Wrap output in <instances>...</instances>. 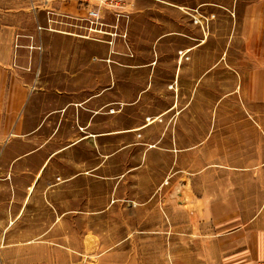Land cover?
Here are the masks:
<instances>
[{
  "label": "rangeland",
  "instance_id": "obj_1",
  "mask_svg": "<svg viewBox=\"0 0 264 264\" xmlns=\"http://www.w3.org/2000/svg\"><path fill=\"white\" fill-rule=\"evenodd\" d=\"M47 11L0 9V64L8 69V102L0 106V145L7 146L12 155L25 154L43 144V153L47 154L50 144L54 148L67 142L64 130L59 138L54 137V121L50 123L46 115L50 107L46 98L31 109L37 91L47 94L49 89L63 85L95 90L110 87L101 111L104 131L117 125L123 128L139 121L145 123L159 99L162 107L165 101L169 104L178 96L185 113H197L196 121L184 120L186 127L198 126L201 133L215 130L217 138L226 134L229 142L225 151L218 147L204 149L197 159L190 152L179 153L176 159L175 152L149 151L140 129L129 137L120 135V152H113L118 139L112 146L111 139L106 138L103 149L79 144L67 155L66 162L87 160L89 166L104 162L98 173L73 163V171H87L84 175L88 177L89 196L97 186L95 176L102 175L106 181L119 175L123 177L120 198H115L112 206V197L106 198L112 186L104 183L105 199L97 202L89 197L85 215L80 213L84 204L80 185L73 183L72 212L59 217L64 210L63 191L60 199L53 198L50 169L31 185L33 170L41 159L33 161L24 156L23 171L13 173L17 184H0V210L6 209L7 221L0 231V264H98L103 255L111 252L113 240L128 235L130 239L147 236L155 240L152 257L159 262L161 254L157 250L164 233H139L134 228L146 222L156 229L167 221L165 208L202 206L187 196L178 203L175 188L171 184L163 186L167 177L182 181L200 177L195 186L202 190L218 186L208 183L211 177L264 176V0H125L123 11L128 19H120L113 30L117 24L106 13L107 34L100 41L85 37L88 24L84 20L53 16L55 23L51 24ZM110 33L116 36L110 38ZM49 63L71 70L46 71ZM117 63L119 70L112 72L111 66ZM128 63L151 65L149 70L131 71L124 66ZM85 64L102 65L103 71L98 67L87 70ZM21 85L23 105L10 103L16 87ZM114 85L120 97L116 104L113 99L117 94L111 95ZM33 91L36 93L31 94ZM114 111L116 114H112ZM17 120L22 124L16 126ZM157 120L158 117L148 124ZM39 123L42 125L33 135ZM80 124L76 115L66 121V134L71 133L68 142L83 135ZM6 155L7 150L2 157ZM4 158L0 157V164ZM241 163L253 167L226 166ZM248 196L249 207L255 208L261 202L255 193ZM102 205H107V210L96 215L95 210ZM65 221L71 224L64 225Z\"/></svg>",
  "mask_w": 264,
  "mask_h": 264
},
{
  "label": "crops",
  "instance_id": "obj_2",
  "mask_svg": "<svg viewBox=\"0 0 264 264\" xmlns=\"http://www.w3.org/2000/svg\"><path fill=\"white\" fill-rule=\"evenodd\" d=\"M17 8H34L38 13L42 10H50L54 13L70 16L81 17L84 15V9L78 5L77 0H0V9L6 11ZM150 65L151 63H128L124 66L131 71H144L145 69L149 70ZM44 66L42 67L44 68ZM119 66L120 64L118 63L113 64L111 71H118ZM45 67L46 71L63 72L71 70L68 69L69 67L61 64L54 65L49 63ZM93 67H98L103 71L102 65H84V68H87V70ZM7 73V66L0 64V106L8 102V96L5 95L7 94L5 90L7 88ZM65 82L67 81L65 80ZM68 82L71 84L70 80ZM176 82L178 83V81ZM114 87L115 85L111 89V95L117 94L116 99H113L115 101L114 104H116L119 103L120 97L119 90H114ZM109 91L110 87L95 90L88 86H85V88H81L80 86L76 89L71 87L66 88V85H63L61 88L49 89L47 94L37 91V99L31 109L34 110L36 108L41 98L47 99L50 107L46 115L48 120L51 121L50 123L54 121L52 127L54 137L58 135L59 138V135H62V131L64 130V135H68V140L70 139L71 133L68 132L66 134V121L71 118L73 119V115H76L78 121L81 123L79 128H81L83 135L70 142L67 140L64 145H56L54 148H51L50 144L47 154L43 153L46 150L45 144L38 145L25 154L17 155H12L7 146L2 147L0 145V157L4 158L2 157V153L7 150L6 157L10 158L9 161H6V157L1 161L0 184L4 185L8 183L7 181L10 184H17L13 173L16 174L17 171L19 173L23 171L24 164L22 162L24 156H30L33 161L39 158L41 162L33 170L31 185L36 183L50 169L52 175L46 178L50 180L49 185L53 187L51 191L53 198L60 199L59 194L63 191L64 210L59 212L57 217L70 215L72 212L73 183H79L80 185V199L84 201L80 213L87 215L89 197L97 200V202L105 199L102 190L104 183L111 184L112 186L111 191L106 193L108 194L106 198H109L110 195L113 199L111 205H114L115 198L119 200V185L123 177L117 175L105 181L104 176H95L97 186L94 194L89 196L88 177L84 175L87 174V171L84 173L77 170L73 171V163L78 164L80 169L83 166H87V168L89 167V169L98 173V170L100 171L103 168L104 162L97 161L90 166L87 160L72 161L70 159L66 162L67 155L71 153L73 148H77L79 144H90L96 146V148L103 149L106 138L111 139L112 146H114V140L118 139L113 152H120L121 148H123V146H120V142H118L120 137H129L133 131L140 129L143 133L144 144L148 147L149 151L160 149L165 152H175L177 153L176 159L179 157V153L185 152H190L193 156L195 154L194 157L197 159L200 151L215 149V147L225 151L226 145L229 142L225 136L226 134H220L223 137L217 138L218 133L215 130L201 133L198 126L191 129L186 127L184 120L191 119V121H196L197 113H185L183 111V102L180 101L178 96L175 101L169 104L165 101L162 107L159 102L162 99H159L158 103L153 105L148 119L153 120L158 117V120L154 123L148 124L150 120H146L145 123L139 121L135 126L120 128L117 125L108 131H104V117L101 111L105 101V92L108 94ZM34 93L36 91H33L31 94ZM151 95L152 93L149 97ZM9 102L23 105L24 89L22 85L16 87L15 96ZM112 114H116L115 111ZM1 117L2 112H0V120L2 121ZM114 117L113 115L112 119ZM168 121L171 122L168 124ZM19 124L22 123L17 120L16 126H19ZM41 125L39 123L33 128V135L40 129ZM185 141L188 144H185ZM201 144L205 145V147L201 148ZM226 166L253 167L244 163L226 164ZM8 171H10V175ZM55 175L56 178L54 179L53 176ZM52 178L56 181L58 180V182L52 181ZM180 180L181 178L179 177H167L165 182H163V186L171 184V188H175L174 191L177 194L179 193L178 203L183 202V197L187 196L192 200V203L197 204L198 202L202 206L190 208L182 204L180 207L165 208L164 214L167 221L158 225L156 229H153L146 222L138 223L139 228H134V231L139 233H150L153 230L164 233L163 238L159 241L158 247L160 250H157L161 254L160 261H153L152 257L154 252L152 249L156 247L155 240L146 238L147 236L144 239H130L128 235L127 238L113 240L110 246L111 252L103 255L98 264H264V176L211 177L208 178V183L218 184V186L207 189L202 188V190L195 186L196 183H199L200 177L190 176L184 181ZM252 193H255L256 196L259 195L261 201L259 204H256L255 208L249 207L248 204V195ZM150 197L148 196L147 200ZM2 198L3 196H0V199ZM106 207L102 205L94 213L102 215ZM5 211L6 209L4 211L0 210V231H3L7 225ZM112 214L114 213L112 212ZM66 224L70 225L71 223L70 221H67V223L65 221L64 225ZM115 230L116 228L113 226L112 231Z\"/></svg>",
  "mask_w": 264,
  "mask_h": 264
},
{
  "label": "built area",
  "instance_id": "obj_3",
  "mask_svg": "<svg viewBox=\"0 0 264 264\" xmlns=\"http://www.w3.org/2000/svg\"><path fill=\"white\" fill-rule=\"evenodd\" d=\"M79 4L84 8L83 17L70 16L66 14H58L53 11L48 10L47 14L50 16L48 18L49 23H55L52 19L53 16L60 17L62 19H82L88 24V35L86 38L98 39L100 41L106 31L104 28L107 26L104 23L105 14L110 13L114 17L116 26H112L113 30L118 27V22L122 18L128 19L127 15L124 13V1L125 0H77ZM34 9V8H33ZM96 36V37H95ZM110 38L116 36V34H109ZM110 44V43H109Z\"/></svg>",
  "mask_w": 264,
  "mask_h": 264
}]
</instances>
